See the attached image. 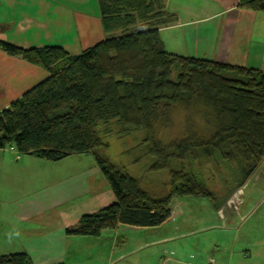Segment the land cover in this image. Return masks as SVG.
<instances>
[{
    "label": "trees",
    "instance_id": "16d2710c",
    "mask_svg": "<svg viewBox=\"0 0 264 264\" xmlns=\"http://www.w3.org/2000/svg\"><path fill=\"white\" fill-rule=\"evenodd\" d=\"M98 1L104 29L115 34L78 55L61 46L22 48L0 40L2 51L51 73L0 111V148L14 146L19 154L48 160L94 155L116 200L83 215L65 229L68 235L98 236L118 224L158 226L172 215L173 196L208 198L218 209L264 160V70L167 52L158 32L174 22L161 7L166 0ZM240 6L264 12V0H240ZM137 22L146 25L137 29ZM180 105L200 113L196 119L208 134H197L199 123L192 121L197 124L170 143L172 154L157 152L152 167L171 175L169 189L154 196L139 178L108 164L100 153L102 137L115 128L142 130L157 151L154 122ZM202 170H224L226 192L217 196ZM0 264L33 263L16 252L0 255Z\"/></svg>",
    "mask_w": 264,
    "mask_h": 264
},
{
    "label": "rangeland",
    "instance_id": "374dc122",
    "mask_svg": "<svg viewBox=\"0 0 264 264\" xmlns=\"http://www.w3.org/2000/svg\"><path fill=\"white\" fill-rule=\"evenodd\" d=\"M160 4L165 8L163 1ZM143 25L146 24L137 22L136 28ZM197 115H200L198 111H189L182 105L166 111L153 126L152 141L157 151L151 149L144 131L115 128L103 135L105 146L100 153H105L108 164L139 178L144 188L160 196L169 189L171 174L157 165L152 167L155 161L159 162L157 152L164 149V153L172 154L170 143L187 134L189 126L197 124L192 122L198 121ZM201 124L196 128L197 134L206 136L208 129ZM13 147L6 146V151L0 149V188L13 191L16 200L28 194L35 203L76 201L81 172L96 163L92 153H72L48 160L31 153L19 154ZM171 159L169 156V164H175ZM207 165L213 167L211 162ZM221 172V175L215 170L201 172L203 180L217 196L226 192L229 185L224 181L229 179L225 178L226 172ZM220 204L217 209L208 198L173 196L170 200L173 218L160 226H125L122 234L109 242L103 237L100 241L104 242H89L92 241L89 238L73 235L80 241L78 255H73L74 260L70 259L69 264H75L76 257L77 264H104L103 259L107 264H209L210 261L213 264H264V160L247 182ZM0 219V255L23 251L25 241L20 233L23 224ZM36 221V218L30 219L35 232ZM165 234L174 237L168 242H153ZM167 257L170 259L164 263Z\"/></svg>",
    "mask_w": 264,
    "mask_h": 264
},
{
    "label": "crops",
    "instance_id": "0c3cea01",
    "mask_svg": "<svg viewBox=\"0 0 264 264\" xmlns=\"http://www.w3.org/2000/svg\"><path fill=\"white\" fill-rule=\"evenodd\" d=\"M165 10L174 19L158 28L167 52L264 70V12L243 8L240 0H166ZM114 34L104 29L98 0H0V40L22 48L55 45L78 55ZM50 74L0 49V111ZM102 178L97 163L81 172L78 198L68 202L35 203L28 194L24 200H16L13 191L0 188V218L23 224L20 233L25 245L20 252L27 253L33 264H69L73 255H78L80 239L66 234L65 229L116 200ZM31 218L37 219L36 232ZM125 226L103 230L95 239L84 237L92 240L89 242H104L102 237L115 241ZM173 237L165 234L153 242H168ZM102 262L107 264L105 259Z\"/></svg>",
    "mask_w": 264,
    "mask_h": 264
},
{
    "label": "built area",
    "instance_id": "2783aa9c",
    "mask_svg": "<svg viewBox=\"0 0 264 264\" xmlns=\"http://www.w3.org/2000/svg\"><path fill=\"white\" fill-rule=\"evenodd\" d=\"M172 217V216H171ZM173 218V217H172ZM170 259V257H167L164 259V263L168 262V260ZM209 264H213L211 261L209 262Z\"/></svg>",
    "mask_w": 264,
    "mask_h": 264
}]
</instances>
